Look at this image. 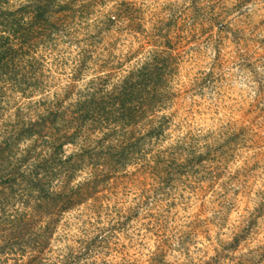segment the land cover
<instances>
[{
    "label": "clouds",
    "instance_id": "1",
    "mask_svg": "<svg viewBox=\"0 0 264 264\" xmlns=\"http://www.w3.org/2000/svg\"><path fill=\"white\" fill-rule=\"evenodd\" d=\"M105 47L129 58L119 75L99 70ZM165 64L179 75L142 83ZM131 85L146 119L89 120ZM261 109L264 0H0V264H264ZM109 159L127 179L98 203ZM166 166L189 174L140 182Z\"/></svg>",
    "mask_w": 264,
    "mask_h": 264
},
{
    "label": "trees",
    "instance_id": "2",
    "mask_svg": "<svg viewBox=\"0 0 264 264\" xmlns=\"http://www.w3.org/2000/svg\"><path fill=\"white\" fill-rule=\"evenodd\" d=\"M80 18L81 19L83 18V14L81 15ZM66 19L74 21L76 17L74 15H67ZM44 23L45 22H43L40 17L37 18V23L34 26L36 33L43 32ZM31 35L32 33H29V36ZM168 40H169V45H170L172 41L171 34L169 35ZM98 43H102V41ZM37 47H39V45H37ZM176 49L177 47L171 48L170 50L172 52H175ZM98 50L99 49L97 47V49L92 51V53L89 55V62L96 60V52ZM33 51H35V49H33L32 51H28L26 53V56H31ZM53 51H55V49H53ZM45 56H47V53H42L41 59H43ZM105 56L107 57V59H104ZM112 56L113 54L109 51L107 47H105L103 49V54L101 56L98 68L100 71L108 70L110 73L114 75H119L122 71H124V64L129 62V58L125 57L123 61L117 60L113 62ZM17 59L19 60L23 58L18 57ZM27 66H28V69L32 72L33 76L36 74V72L40 71L41 67H43L42 64H33L31 61L28 62ZM178 72H179L178 67H169L167 64H165L163 68H158L156 70V73L149 75V76H145L144 81L142 83L146 84V82L153 81V80L158 82L162 77L166 78L167 76H172L174 78L176 75H178ZM41 75H43V73H41ZM130 75H134V73H131ZM38 83L39 81H31L29 82L28 86L35 87V86H38ZM160 86L164 87L163 84H161ZM102 91H103V88L101 86L98 88V94L102 93ZM142 98H143L142 93L137 90V86L131 85L125 89L122 95L109 99L105 103L96 105L95 108L93 109V114L89 115V120L98 118L96 122H102L105 125L109 123H121L125 126L131 127L133 123H139L142 119L147 118V113H142L137 108V105H140L141 107L144 106L141 103ZM163 102H164L163 100H159V99L155 101V103H163ZM117 104L119 105V107H117ZM53 125H54V122H53ZM54 131L59 136L61 129L55 128ZM59 150L60 148L57 147V151ZM128 151L131 152L132 150L129 149ZM206 159L211 160V157L208 156ZM121 160H125V157H121ZM51 163L53 162L52 161L48 162V164H51ZM200 163L203 164V161H201ZM109 166L113 169V174L109 175L106 180L102 181L101 185H103L106 181L110 180L111 177L115 176V172L118 171L119 168L123 166V164L119 161H116L115 159H109ZM190 173L191 174L196 173V169L190 170ZM188 174L189 173H186L182 170H174L173 168L166 166L163 168L158 167L152 170H145L140 175L146 179L145 186H147L149 184V182L147 183L148 178L150 179L159 178L161 181L165 182L166 184H172L173 178H183L184 176ZM101 185H97L95 191L88 197V199L95 198L98 203L100 202V197L97 196V192H98L97 189L100 188Z\"/></svg>",
    "mask_w": 264,
    "mask_h": 264
},
{
    "label": "rangeland",
    "instance_id": "3",
    "mask_svg": "<svg viewBox=\"0 0 264 264\" xmlns=\"http://www.w3.org/2000/svg\"><path fill=\"white\" fill-rule=\"evenodd\" d=\"M204 35H207V32L204 31ZM184 43V41L181 39L179 40V42L176 44L175 47H177V49L180 47V44ZM179 75V72H178ZM260 111H264V109H261ZM249 115H252L251 113H249ZM240 143L239 139H232L229 141V143L227 145H225L224 147L227 149L229 148L231 145H238ZM11 145H8V148H10ZM7 149H5L6 151ZM4 152L0 151V156H3ZM226 155L225 151H219L218 155L217 154H212L209 153V156L211 157V160H208L210 164L216 165L218 163V160L222 159L224 156ZM198 173V169H196V173H193L192 175H197ZM209 175L212 174V170L209 169L208 172ZM149 175V174H148ZM124 179H127V177H117V176H113L110 178V180L106 181L100 188H98V192H97V196L100 197V202L102 200V198H107V194L109 193V191H113V189H110L108 187L109 182L113 183V187L114 188H119L120 187V183L119 181H122ZM217 179H219V175L217 174ZM139 180L141 183L145 184V178L143 176H139ZM152 179L148 178L147 183L150 182ZM184 181L181 180V183H183ZM204 184H205V180L203 178H201L198 182H196V185L193 184H189L188 187H190L192 189V191H203L204 190ZM198 185V186H197ZM208 187V193L209 195L211 194V189L214 187V185H212L211 183H208L207 185ZM113 194H115V192L113 191ZM173 206H174V202H173ZM50 207L55 211L59 209V206L57 204H51ZM260 222L259 219H257V221L252 225V227L249 229V237H251L253 234H255L256 236L260 235ZM23 254V253H21Z\"/></svg>",
    "mask_w": 264,
    "mask_h": 264
}]
</instances>
